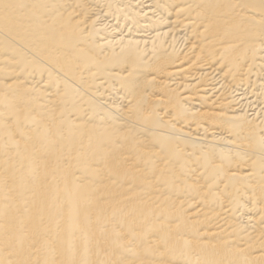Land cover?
<instances>
[{
    "label": "bare ground",
    "instance_id": "6f19581e",
    "mask_svg": "<svg viewBox=\"0 0 264 264\" xmlns=\"http://www.w3.org/2000/svg\"><path fill=\"white\" fill-rule=\"evenodd\" d=\"M0 264H264V0H0Z\"/></svg>",
    "mask_w": 264,
    "mask_h": 264
},
{
    "label": "rangeland",
    "instance_id": "374dc122",
    "mask_svg": "<svg viewBox=\"0 0 264 264\" xmlns=\"http://www.w3.org/2000/svg\"><path fill=\"white\" fill-rule=\"evenodd\" d=\"M255 107H252V109H255L257 106L256 105H254Z\"/></svg>",
    "mask_w": 264,
    "mask_h": 264
}]
</instances>
